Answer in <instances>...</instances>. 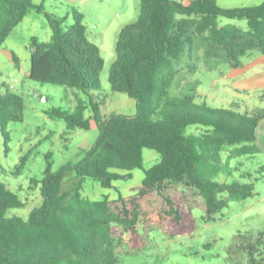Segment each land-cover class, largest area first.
Returning <instances> with one entry per match:
<instances>
[{
    "label": "trees",
    "instance_id": "trees-1",
    "mask_svg": "<svg viewBox=\"0 0 264 264\" xmlns=\"http://www.w3.org/2000/svg\"><path fill=\"white\" fill-rule=\"evenodd\" d=\"M219 0H142L140 18L119 35L117 58L109 83L114 92L128 95L136 103L133 117L102 116L104 102L93 94L102 89L105 60L99 46L88 36L84 17L73 12L74 24L36 6L33 0H0V48L30 11L45 15L53 31L52 40L33 39L29 79L78 90L89 106L78 98L75 112L53 110L50 117L64 120L69 130H90L92 121L100 130L95 146L77 164L57 172L51 165L41 184L44 205L28 221L7 218L10 209L24 207L18 195L0 183V264H119L123 247L138 251L149 234L161 229L175 237L195 228L194 209L204 220L230 205L254 196V186L240 182L217 183L223 152L235 148L233 156H254L264 138V113L248 116L232 110L214 109L195 102L197 94L171 98L177 77L176 64L193 58L196 37L203 41L208 58L224 57L232 69L243 60L264 57V3L240 9H222ZM245 21L247 27L221 26L219 19ZM18 69L21 60L12 54ZM25 100L0 84V128L9 152L10 123H23ZM239 108V107H237ZM88 109L92 118L85 119ZM190 127H204L203 135L188 134ZM161 155V162L145 171L143 185L128 197L91 201L82 195L86 179L104 189L133 178L143 169L144 150ZM25 161L20 168H25ZM79 183L70 191L62 185L68 173ZM227 196V199H226ZM241 264H264V232L238 235L229 251Z\"/></svg>",
    "mask_w": 264,
    "mask_h": 264
},
{
    "label": "rangeland",
    "instance_id": "rangeland-1",
    "mask_svg": "<svg viewBox=\"0 0 264 264\" xmlns=\"http://www.w3.org/2000/svg\"><path fill=\"white\" fill-rule=\"evenodd\" d=\"M36 6H44L45 11L60 19L65 26L74 24L73 12L84 17L89 39L100 47L105 60L101 74L102 89L93 94L96 102H104L102 116L112 115L133 117L137 114L136 103L128 95L114 92L109 83V74L116 61V45L122 30L134 24L141 15L142 0H33ZM264 0H219L222 9H240L259 6ZM221 26L236 25L246 28L245 21L219 19ZM53 31L45 15L30 11L24 21L15 29L0 48V84L9 90L14 85L16 93L25 100L23 123H10L9 152L6 151L5 137L0 128V183L18 195L25 204L19 209L8 210L6 217L28 221L32 212L44 205L41 184L51 165L57 172L68 164L79 163L100 137V130L92 121V128H77L71 131L64 120L50 117L48 112L58 110L75 112L78 98H83L89 106V99L78 90L51 84H41L29 79L32 67L33 39L39 43L52 40ZM201 38L196 37L194 57H184L176 64L177 77L170 90L171 98L190 95L194 89L196 103L214 109H229L248 116L264 113V75L258 79L255 90L238 94L234 90V80L229 78L232 68L221 58H208ZM21 60L18 69L12 54ZM254 56H258L254 53ZM249 58L243 60L248 64ZM16 80L19 81L16 84ZM261 86V87H260ZM190 92V93H189ZM233 106V107H232ZM239 107V108H237ZM263 112V113H262ZM257 114V115H256ZM92 118L88 109L85 119ZM204 127H190L188 134L203 135ZM260 152L254 156L234 157L235 148L223 152L221 173L217 183L235 181L254 186V196L243 202H230L227 209L215 216L212 222L204 220L205 213L194 209L192 217L195 228L180 236H167L161 229L149 234L146 245L131 251L124 246L118 255L119 264H241L239 255L230 257V249L238 235L253 236L264 232V138L259 143ZM161 155L153 150H144L143 169L132 172L133 178L114 183V189H104L92 180L83 183L82 195L91 201L105 198L117 200L128 197L133 190L141 187L145 171L161 162ZM25 161V168L20 166ZM79 178L73 172L64 179L63 191L75 189ZM227 199V196H226Z\"/></svg>",
    "mask_w": 264,
    "mask_h": 264
},
{
    "label": "crops",
    "instance_id": "crops-1",
    "mask_svg": "<svg viewBox=\"0 0 264 264\" xmlns=\"http://www.w3.org/2000/svg\"><path fill=\"white\" fill-rule=\"evenodd\" d=\"M248 62V64L244 63L243 67L240 69H233L229 75V78L235 81L233 87L238 94L250 93L255 90V88H257V86H254L255 83L264 75L263 56H257ZM16 82L19 83L18 80H16ZM79 99L84 100L80 97Z\"/></svg>",
    "mask_w": 264,
    "mask_h": 264
},
{
    "label": "built area",
    "instance_id": "built-area-1",
    "mask_svg": "<svg viewBox=\"0 0 264 264\" xmlns=\"http://www.w3.org/2000/svg\"><path fill=\"white\" fill-rule=\"evenodd\" d=\"M16 84H18V82H16ZM9 88L11 89V91H12V90H15L14 85H11Z\"/></svg>",
    "mask_w": 264,
    "mask_h": 264
}]
</instances>
